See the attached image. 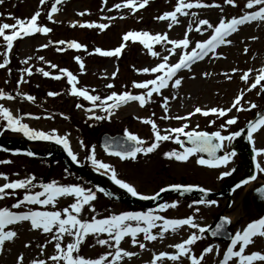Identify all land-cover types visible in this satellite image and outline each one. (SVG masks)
<instances>
[{"label": "rangeland", "instance_id": "obj_1", "mask_svg": "<svg viewBox=\"0 0 264 264\" xmlns=\"http://www.w3.org/2000/svg\"><path fill=\"white\" fill-rule=\"evenodd\" d=\"M141 2L142 0H134V4ZM177 2L178 0H148L144 7L137 6L135 11H131L123 6L126 0H59L56 5L57 10L52 12L51 19H49L48 13L51 12V6L56 3V0H45L43 5L39 3V0H0V23L14 24V18L27 21L33 14L39 12L36 22L38 27L50 29L48 23H51V20L56 21L55 25L59 26L58 29L55 28L57 31L53 35L51 29L47 33L34 32L26 36L22 35L13 41L11 49H7L6 42L0 37V63H4L5 52H7V60L14 54L24 71L20 72V77L15 82L16 78L9 79L6 65L0 68V92L4 94L3 97H0V107L6 108L14 118L27 125L30 130L66 139L68 149L76 157L77 163L88 165L89 162L92 163V159H95L100 163L109 165L107 172L102 171L107 178L110 179L114 170L117 179L128 183L138 194L144 196L152 195L160 186L182 181L197 182L205 187L218 186L216 178L218 173H228L223 175L224 178L220 182L233 179L234 173L238 171L236 170L237 163L240 161L238 156L232 155L227 163L220 164L215 170H211V168L198 164L190 156L184 161H177L174 157H166L164 153L171 151L182 153L180 152L182 149L180 144H177L175 140H180L184 135L177 136L171 132V129L183 127L185 132H192L201 130V128L207 130L219 128L221 135L228 136L231 125H228L226 121L232 118H235L236 121L237 107L245 113L249 106L254 105L253 101H255L256 96L253 91L257 87H251V85L256 81L255 70H257V66H260V69L264 68V20L258 18L238 25L236 31L226 37L230 43L218 45L214 53L210 52L202 59H198L195 65H189L182 71H178L175 79L180 78L181 84L176 88L171 87L175 79L168 84V87L160 89L159 94L153 92L151 97L146 95L148 89L137 88V90L144 92L142 94L134 92L145 96L146 102L143 106L140 105L139 101H136L132 103L122 102L117 107L109 108L113 101L107 100V97L113 92L117 95L125 91L131 94V91L136 90L133 87L135 80L144 82L155 79L157 75H162L160 72L145 73L142 69H151L160 63H165L163 59L165 56L168 57L166 62L168 65L174 64L179 60L181 52H191L196 42L209 39L213 29L208 28L207 25H200V20L208 21L214 28L221 18L225 21L234 17L239 18L247 12L258 11L261 6L253 4L252 8L249 9L246 7L248 0H233L232 4H227L224 0H179L181 4L188 2L196 5L199 3L201 6L182 9L183 14L177 13L175 21H172L171 18L156 19L165 12H174ZM116 5H121V7L117 8ZM109 23L113 28L108 27L111 30L104 33L106 35L103 43H97L102 51H112L117 48L122 43L123 35L129 31L148 32L153 36L156 34L166 35L168 40L184 39L185 33H187L189 46L188 48H173L167 41L152 42V52L157 53L154 56L138 40L123 41L125 44L123 49H127L128 52L126 50L122 54L123 49H121L120 57L110 56L108 60L104 57L100 62L95 58L97 65L92 63L93 58L89 63L83 58L87 64L81 62L83 67L80 69L78 66L67 67L65 65L64 69L67 72H71L74 76H81L76 79L75 87L84 89L89 95L100 98L94 102L85 100L80 96L70 95L73 85L68 83L64 85V81L61 82V85L53 84L46 89L39 81L27 77L26 84L18 87L13 85L14 83L22 84L23 79L28 74L44 76L43 72H49L48 69L50 68L45 65L48 58L53 60L55 64L60 62L55 60L57 56L67 62L69 53L82 50L70 48L69 42L79 43L82 45L81 48L85 49L81 41L91 43L95 40L91 33L76 29V25L86 27L87 24H107L109 26ZM70 25L73 29L69 27ZM87 28L91 30L93 27ZM5 34H11V29L5 30ZM54 39L59 40L54 41ZM60 41L64 43L60 44ZM86 48L90 50L87 44ZM168 49H172L171 54H169ZM62 50L64 52L60 57ZM255 54H257V59ZM63 65L61 63L60 66L63 67ZM26 69L27 71H25ZM233 69L236 71L233 72ZM58 71L57 67L52 72L50 69L49 76L53 74L55 77ZM245 72L248 73V78L242 80L241 76ZM111 83H113L112 90H108L110 87L107 85H111ZM150 88L151 86H149ZM52 91H56L58 95L56 97L47 95ZM27 93L34 96L33 105L25 103L29 101ZM105 93L106 95H104ZM241 93L243 95L240 101L236 102L235 97ZM8 96L12 98H6ZM165 98H167V111L164 107ZM77 105L80 106L77 107ZM197 107L201 108V113L194 111ZM212 108L228 109V111L220 116L218 112L208 111ZM28 110L30 113H27ZM206 111L208 115H203L202 113ZM189 113L192 114L189 115ZM96 116H101L103 119L97 120ZM175 117H183V119H176ZM146 120H151L156 125V130L160 135H170L172 139L158 142V147L153 152H140L134 159L121 161L110 158L111 156L103 154L96 146L92 145L89 142L91 140L87 137L91 126L98 121L100 123L99 131L121 133L127 130L144 141L141 147H147L155 138L152 126L146 124L144 122ZM159 121L162 122L159 123ZM262 133L263 136L264 131ZM77 136L79 137L77 138ZM0 137L27 138L22 132L10 129L3 117H0ZM81 138L84 140L79 141ZM261 138L259 135L257 141L260 142ZM45 141L53 143L57 149L64 148L63 143L58 144L55 139ZM257 141L255 140L256 144ZM224 142L227 146L228 141ZM227 152L232 151L226 150ZM258 164L260 169H264L263 159L258 160ZM90 166L98 169L94 165ZM238 169L239 172H242L244 165L239 166ZM26 178H32L33 186H26V189H5L4 193H0V208H8L13 212H62L64 208L75 202L74 196H57L53 203L48 205L24 202L19 207H12V205L22 201L25 195L42 192L41 184L54 181L57 186H79L94 193L95 199L84 205L78 215V218L84 221L90 222L93 217L104 219L110 215L134 212L126 204L110 200L103 194L96 192L90 185L79 181L58 160L41 161L23 155L0 152V187L6 182L10 183ZM259 179L260 182L264 180V171L262 170H260ZM253 188V185H249L235 191L229 205L224 200H217L216 202L213 199L214 204L199 205L195 200L186 197L167 198L164 200V204L160 203L152 210H144V212H151L165 219H186L191 216L193 223L197 225L196 228L188 225L192 232L179 227L174 230L169 227L168 232H166L167 230L161 232L160 225L162 223H159L158 220L157 226L150 229V234L156 236V239L145 240L144 233L140 232L136 236L137 242L135 244L130 236H125L119 245H115L108 233H88L84 235L73 256L79 255L84 259L91 260L104 256L105 260L102 261V264H153L154 256L156 257V264L162 261H171L170 264H191L192 258H196L199 264H218L219 256H214V254L219 250H227V246L207 241L206 238L202 239L204 233H201L199 229L203 226H209L217 214L224 213L225 216L229 217L230 228L234 235L237 231L242 232L244 227L253 222L252 220L256 217L250 202V194ZM40 198L44 199L45 197ZM173 203H175V207L170 206ZM161 205H169V207L162 209ZM129 223L135 226L136 222ZM143 226L141 222V227ZM183 226L185 228V225ZM8 230L14 231L16 235L12 240L5 241L0 245V264H18V258H21L19 264H32L33 261L38 260H44L45 264H54L50 257L57 254L56 241L52 239L55 228L51 233H45L42 230L32 229L30 221H18L13 225H8L5 231ZM157 231L161 234L160 237L157 236ZM192 234H196L200 238L187 246L189 248L187 253L179 255L174 245L183 242ZM99 239L106 240L108 243L100 245L97 242ZM74 240V236L63 235L60 239L61 247L66 249L67 245ZM251 242L255 252L264 254V236L257 234L251 237ZM140 243L145 245L143 249L139 247ZM206 246L211 247L212 250L203 253ZM117 247L121 250V255L113 260ZM236 249H239V244L236 245ZM123 252L133 253V255L124 256ZM162 252L166 254L164 257L159 256ZM171 254L177 256V259H170ZM215 258L217 259L215 260ZM59 264H64V262L60 261Z\"/></svg>", "mask_w": 264, "mask_h": 264}, {"label": "snow or ice", "instance_id": "obj_2", "mask_svg": "<svg viewBox=\"0 0 264 264\" xmlns=\"http://www.w3.org/2000/svg\"><path fill=\"white\" fill-rule=\"evenodd\" d=\"M148 0H142L139 4H134V0H126V3L123 5L124 7L129 8L131 11H135L136 7H144L147 4ZM227 4H232L233 0H224ZM39 3L43 5L45 0H39ZM59 3V0H56V3H53L51 6V12L48 13L49 19H51L52 12L57 10L56 5ZM253 4L261 5L258 11H250L247 12L245 15L240 16L239 18H232L230 20L225 21V19L221 18L219 23L213 28L211 24L208 23L206 20H200V25H207L208 28H212V35L209 39L204 40L203 42H196L195 47L191 49V52H181L179 56V60L171 65H168L166 62L168 57L165 56L163 59L165 63H160L156 67L144 68L142 69L143 72H152L157 73L160 72L162 75H157L155 79H149L147 81L141 83H134L133 87L138 89H148L146 95L147 97H151L153 92L159 94L160 89L168 87V82L172 80L174 76L177 75L178 71L189 67V65L197 60L202 59L205 55L210 52L215 51L216 47L220 44L230 43L226 39L232 32L236 31L237 26L245 23L249 20H256L261 19L264 20V0H248L246 5L247 8L251 9ZM200 7L201 5L197 3L193 5L192 3L185 2L181 4L178 0L175 11L165 12L163 15L156 17L159 20H165L171 18L172 21L176 20V14L181 13L182 9H189L192 7ZM115 7L119 8L121 5H116ZM39 16V12H36L31 16L30 19L27 21L22 19H15L14 24L8 23H0V37L6 42L7 49H11L13 47V41L16 40L18 37L22 35L26 36L32 34L34 32L39 33H47L50 31L47 27H38L37 26V18ZM87 27L91 28L93 24H87ZM96 28L101 30L108 27L107 24H97L95 25ZM171 27V24H169ZM11 29V34H5V30ZM199 30V28H198ZM254 39V38H253ZM138 40L145 48L149 50L152 55H157V53L152 52V42L161 43L163 41H167V43L171 44L173 48H188L189 40L187 39V33H185V38L180 40H168L166 35L156 34L150 35L148 32H133L129 31L122 37V43L112 51H102L101 49L97 48L95 51L99 53L101 56H119L121 54V49L125 47L123 41H136ZM63 44V41L59 42ZM68 46L70 48L80 49L82 45L76 42H69ZM169 54L172 53V49H168ZM42 59V58H41ZM77 63H80L79 57L75 58ZM8 63L7 60V52H5V59L4 63H0V68H3ZM52 68H55L56 65H51ZM83 65L81 64V68ZM27 71V69L25 70ZM38 71H40L38 69ZM67 77V82L69 85H73L71 89V94L74 96L83 97L85 100L88 101H97L100 98L95 95H89V93L84 89H78L75 87L76 84V77L71 73L67 72L65 69L59 70ZM233 72L236 69L232 70ZM251 71V70H250ZM260 74L256 77L255 83L251 85V87H256L261 80H264V68L259 70ZM44 76H49V72H43ZM115 75V73H113ZM55 79H60V76H55ZM248 78V73L245 72L242 76V80H246ZM181 84V79L177 78L172 83L171 87L176 88ZM149 86L151 88L149 89ZM107 87H111V85H107ZM58 93L49 92L47 95L55 96ZM237 95L235 97V101L239 102L241 96ZM4 94L0 92V97H3ZM11 99V96L6 97ZM28 100H32L33 97L28 96ZM107 100L113 101V104L109 105L111 107H117L122 102L127 101H139L140 105L143 106L146 102L145 96L141 95H130L127 91L117 95V93L113 92L110 96L107 97ZM103 103V102H101ZM167 98H165V111H167ZM80 105H77L79 107ZM234 106L236 104L234 103ZM255 107V105H252ZM103 110V109H102ZM237 110H240L237 107ZM196 113H201V108L197 107L194 109ZM208 111L212 113H219L220 116L225 114V110H219L217 108L209 109ZM192 113H189L191 115ZM203 115H208V112H203ZM0 117L7 122V126L12 129L13 131L22 132L28 139H41V140H51L55 139V142L60 144L63 143L65 151H68V155L72 158L75 162L76 157L72 154L71 151L68 149V142L63 137L49 135L44 132H37L30 130L27 125L22 124L19 122L17 118H14L10 112L6 108L0 107ZM97 120L103 119L101 116L95 117ZM167 118V117H164ZM176 119H183V117H175ZM146 124L152 126L154 141L147 147H141L144 144V141L138 139L135 134L130 133L129 131H124V137L126 140L131 144V147L123 152H116L115 155H118L121 159H124L126 156L135 158L137 153H151L158 147V142L165 141L172 139L170 135H160L156 130V125L151 120L144 121ZM228 125L235 123V118L228 119L226 121ZM259 125H264V116H258L255 121H250L248 123V137L251 140L252 133L257 130ZM224 127V125H221ZM172 133H175L177 136L183 134L188 143L191 147L184 148L182 153H177L175 151L166 152L164 155L166 157L172 158L174 157L177 161H184L193 153H207L209 159H199L197 161L198 164L205 165L207 164L210 167H216L219 164L227 163L228 159L234 155V152H227L224 156H217L216 152L221 148L222 141H228L229 143L232 142L233 139L239 137L241 135L240 131L231 133L228 136H223L219 131L207 133V132H185L183 127L173 128L171 129ZM175 142L180 144L183 148V143L181 140L176 139ZM256 152V149H253ZM264 152V149L260 150ZM28 155H32L31 152ZM92 159L91 157H89ZM255 159V157H254ZM92 163L99 169L109 170V165L100 163L95 159H92ZM257 168L260 169V166L257 165ZM264 171V169H260ZM228 173H224L223 175H227ZM7 179V177H5ZM113 183L118 185L120 188L125 189L128 193L132 196H137V191L128 183L117 179L114 170L112 171V175L110 177ZM244 183V182H242ZM27 187H32V178H26L23 180H15L10 183H4L2 187H0V193H4L5 189H26ZM40 187L43 189L42 192H36L35 194L25 195L22 201H19L17 204L12 205L13 208L19 207L20 204L27 202L29 204H38V205H48L52 204L54 199L57 196L61 195H71L74 196L75 202L70 204L69 207L64 208L61 211H29V212H13L10 211L8 208H0V245H2L5 241H10L14 238L16 233L14 231L8 230L5 231L8 225H13L18 221H30V226L32 229L35 230H42L45 233H51L53 228H55V234L52 236V239L56 241L55 249L56 255L50 257V259L54 262V264H59L60 261H63L64 264H102V261L105 260L104 256H101L99 259L91 260V259H84L79 255L73 256V253L78 250V245L83 239L85 234H99V233H108L110 238L114 241L115 245H119L120 241L125 236H130L132 238V242L135 244L136 236L138 233H144L145 240H155L156 236L150 234V229L156 227V222L162 221V225H160L161 232L167 230L171 227L173 230L181 225H189L193 228H196L197 225L193 223V218L191 216L187 217L186 219H165L161 216L154 215L151 212H123L119 215H110L104 219H96L93 217L91 221H84L78 218V215L81 213V210L84 205L88 204L89 201L95 199L94 193L91 191H86L85 189L79 186H57L56 183L53 181L52 183L48 184H41ZM181 185H172L171 188L175 191L181 189ZM239 187V185H237ZM192 186L184 187L183 191L188 192L191 191ZM161 191H165V189H161ZM201 192H205L204 189H200ZM264 192V190H261ZM40 197H45L41 199ZM141 199H150L147 196H141ZM201 203L207 204H214L215 201L212 200H201ZM171 207H175V203L170 205ZM169 207V205H161V208ZM63 217V218H62ZM221 223L216 225V230L212 232L213 236H217L220 234L221 230L224 228L225 223H227V218L221 217ZM135 221V226H132L129 222ZM141 222L143 223V227H141ZM264 217L250 222L247 224L246 227L241 231H237L235 235L230 236L231 243L227 246V250L223 253L224 259L220 261V264H227V261L232 257L238 258V264H253L254 261H264V254L260 252H252L251 254L244 255L245 246L251 242V237L255 235L264 236ZM199 231L203 233L205 231L204 228H200ZM74 236L75 240L72 243H69L66 249H63L60 244V239L63 235ZM200 237L196 234L189 235L187 239L183 240L181 243H177L174 247L178 250L179 255H183L189 251L187 246L193 244L197 239ZM100 245H104L108 243V241L99 239L97 241ZM239 244V250L234 251V247ZM27 247V245H25ZM139 247L143 249L145 245L143 243L139 244ZM212 249L211 247H206L203 249V253H208ZM111 255V254H110ZM121 255V250L117 247L115 256H113V260L118 258ZM124 256H131L133 253L123 252ZM165 253H160V257H164ZM172 260L177 259V256L173 255L169 257ZM18 258V264L19 260ZM32 264H45L44 260L33 261ZM153 264H156V257H153ZM191 264H199V261L196 258L191 259Z\"/></svg>", "mask_w": 264, "mask_h": 264}, {"label": "water", "instance_id": "obj_3", "mask_svg": "<svg viewBox=\"0 0 264 264\" xmlns=\"http://www.w3.org/2000/svg\"><path fill=\"white\" fill-rule=\"evenodd\" d=\"M258 118V117H257ZM257 118H255L253 121H255ZM248 132V125L246 126V128L243 130V136L245 137L246 133ZM107 140H109V137L106 135V134H101V136L99 137V140H98V144L100 146H102V148H104L106 151H110L109 150V147H105V144H107ZM113 140L115 142H120V143H123V141L127 142L126 139H121L119 137H117L115 139L112 138L110 139L111 142H113ZM186 143H188V140H186ZM0 147L1 148H5V149H15V150H20V151H23V152H26V153H29L31 152L32 155L34 156H38V157H43V158H48L49 156H44L36 151H33L29 148H26L24 146H21V145H16V144H13V143H8V142H5L4 140L0 139ZM61 157L64 158V162L66 163V165L73 171L79 173L80 175H82L84 178L88 179L89 181L93 182L95 185L99 186L101 189L103 190H106L102 185H100V183L88 172H86L85 170L75 166L73 163L69 162L67 159H65L66 155L65 153H58ZM243 181H238L236 184L233 185V187H236L237 185H239L240 183H242ZM184 188H182V190L180 191H175L173 190L172 188H169V189H165V191H161L160 193H158L157 195H155L153 198H151V201L148 202L147 204H145L144 206L146 207H149L150 205L154 204L156 202L157 199H159L160 197L164 196L165 194H169L171 192H177L179 194H191V195H194L195 197L197 198H206V197H210V196H213L211 194H206V193H202L201 194V191L199 190H196V189H193L191 188V191H188V192H184L183 191ZM232 188L228 187L225 191L223 192H230ZM201 194V196H199V194ZM220 194V193H218ZM216 194V195H218ZM125 201L129 202V203H133V204H139V205H143V203H139V202H136V201H133V200H128V199H125ZM261 203L262 201H255V205H259L258 206V210L259 212H262L263 211V208L261 206ZM220 222V217L218 218L217 220V223ZM229 238V234H226L225 236L222 237V239L226 240Z\"/></svg>", "mask_w": 264, "mask_h": 264}, {"label": "bare ground", "instance_id": "obj_4", "mask_svg": "<svg viewBox=\"0 0 264 264\" xmlns=\"http://www.w3.org/2000/svg\"><path fill=\"white\" fill-rule=\"evenodd\" d=\"M7 141L13 142V143H18V144H25L30 146L31 148L35 149L38 152L41 153H46V152H50L54 149H56L57 147L52 145V144H48L45 142H34V143H25L24 139L21 138H7ZM85 170L92 172L94 175H96V177L98 179H100L101 183L114 195H118V196H125L126 192L121 189L118 188L117 186L114 185L113 181L108 179L107 177L103 176V174L100 171H96L93 168L89 167V166H85L84 167Z\"/></svg>", "mask_w": 264, "mask_h": 264}]
</instances>
